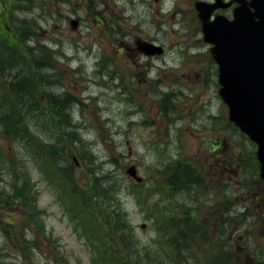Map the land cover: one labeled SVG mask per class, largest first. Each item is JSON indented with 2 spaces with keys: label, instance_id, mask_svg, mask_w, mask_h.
<instances>
[{
  "label": "rangeland",
  "instance_id": "obj_1",
  "mask_svg": "<svg viewBox=\"0 0 264 264\" xmlns=\"http://www.w3.org/2000/svg\"><path fill=\"white\" fill-rule=\"evenodd\" d=\"M38 1L39 4L36 5L34 0H0L1 27L13 33L20 25L31 34L26 39L28 43L34 37L52 44L59 40L65 50L64 53L52 52L56 69L61 68L59 60H64L63 65L72 68L53 71L50 77H45L52 82L37 93L39 104L44 106L35 111L29 108L24 110L23 116H20L24 128H21L13 114L0 116V264H92V245L82 235L77 237L78 233L75 234L74 230L77 229L78 221L75 217L69 220L67 216L73 211L67 210L69 199L60 190L66 188V185L53 176L46 159L40 155L33 158L30 152L24 150L22 137L6 133V129L35 135L40 151L54 139L62 147L66 144L67 153L58 161V165L60 168L72 166L83 197L87 195L89 173L81 161L82 157L89 156L92 161L85 160V163L90 165L92 173L99 175L93 186L95 190H106L99 201L93 200L97 213L102 218L106 214L117 212V209L125 213V222L130 226L131 233H122L123 238L132 243V246L139 247L147 241L158 240V234L154 223L140 210L136 195L142 193L144 199L141 202H147L153 211L158 210V193L162 191L165 176L168 177V170L164 173L166 167L163 165L177 158L190 160L197 144L211 143L218 132H221L222 118L225 116L226 119L227 108L218 96L217 84L208 82V86H203L196 82L202 73L179 70L178 67L173 73L168 68L165 75L168 83L166 90L173 93L176 101L172 105L175 108L173 113L167 115L172 123L158 114L156 104L142 105L137 100L129 101L131 95L127 89L135 83L129 79L128 74H124L126 64L118 63V57L113 55L112 45H106L97 25L82 20L83 23L71 31L66 21L57 16L56 11H73L71 6L74 3H69L70 7L63 5L47 10L40 7L42 0ZM79 14H83V10ZM148 20L147 16H134L133 26H123L124 33L131 37L140 35L149 29V25L145 23ZM170 27L172 25H168V36L175 32ZM24 50L28 53L23 50H19V53L26 54L24 60L28 70L36 73L31 66V49ZM99 55L107 59L112 57L113 64L108 69L96 66ZM171 65L174 66L172 63ZM116 67L124 75L125 81L112 77L110 70ZM76 68L80 70L73 71ZM39 72V75L44 76L48 71L40 69ZM13 80L12 77L6 78V81ZM171 81L174 85L184 84V87L171 86ZM2 82L4 80L0 82V97ZM46 91L60 102H65H62L64 108L60 112L53 107L55 103L47 106ZM12 101L15 100L12 98ZM0 106L7 111L3 102ZM18 110L22 111L20 108ZM56 115L57 118H52ZM208 116L217 119L213 131L202 129L207 126ZM66 119L68 122H63ZM61 132L64 136L67 132L72 133V141L64 140L65 137L60 136ZM228 133L230 145L238 147L242 144L247 150H252L249 142L242 139L233 128ZM72 156L81 165H76ZM130 165H134L137 175L143 178V183L136 189L125 174ZM22 171L29 180V184L25 186L13 180L17 174L22 175ZM247 179L236 182L232 178L231 208L238 209L246 205L243 214L246 218L247 236L260 243L263 240L264 216L258 212L264 186ZM16 183V187L22 188L24 192H31L25 196L24 202L31 196L28 206L34 210L35 217L32 219L29 215H24L20 203L8 196ZM57 183H60V189ZM75 189L76 194H81L77 186ZM254 193L259 194L257 200H254ZM235 223L240 222L234 221ZM112 238L109 236V240ZM262 247L264 248V243ZM162 264L169 263L162 261Z\"/></svg>",
  "mask_w": 264,
  "mask_h": 264
},
{
  "label": "flooded vegetation",
  "instance_id": "obj_2",
  "mask_svg": "<svg viewBox=\"0 0 264 264\" xmlns=\"http://www.w3.org/2000/svg\"><path fill=\"white\" fill-rule=\"evenodd\" d=\"M34 3L38 5L39 1L34 0ZM42 3L40 7L47 10L74 3L71 6L73 11L65 10L62 13L57 10V16L69 25L74 21L78 26L83 23L82 20L97 25L106 45H112L113 55L118 57V63L126 64L124 74H128L129 79L135 83L127 89L131 95L129 101L137 100L142 105L166 102L168 83L165 75L168 68L170 73L177 67L179 70L202 73L196 82L203 86H208V82H217V66L212 60L210 46L203 41L202 21L196 11L197 5L209 6L215 0H42ZM237 5V0H220L219 7L212 12L210 20L216 15L231 19ZM80 10H83V14H79ZM134 16L149 17L145 22L149 29L131 37L124 33L123 26H133ZM49 19L55 21L53 18ZM168 25H172L169 29L175 31L171 36L167 34ZM58 41L55 40L56 43ZM58 46L63 45L58 42ZM63 50L65 49L39 54V46L35 44L33 53L36 66L48 72L70 70L72 66H64V60H59L61 68L56 69L52 52L64 53ZM103 61V57L99 55L95 65L101 67ZM111 62L113 64V58ZM113 72V78L125 81L118 67ZM209 74L212 75L209 77ZM175 75L178 76L177 73ZM169 84L184 87V84L174 85L172 81ZM159 115L162 116L161 112ZM207 119V126L202 129L213 131L214 116H208ZM228 123L225 121L223 126L228 128ZM228 131L218 132L209 144L195 146L191 159L185 162L190 169L191 188L184 187L172 193L173 187L164 179L163 190L159 194V212L164 216L162 229L165 240L160 247L154 241L146 243L148 252L152 253V249H156L160 263L264 264V228L263 240L255 242L251 236H247L246 218L243 214L246 205L238 209L231 208L232 178L239 182L238 179L245 173L248 174V171L242 167L246 162L239 161L246 148L230 145ZM181 160L177 158L171 161L175 164L178 176L188 173V168L181 164ZM249 165L254 176H258L259 165L256 159L250 160ZM164 167L166 173L168 168ZM258 197L255 193V200ZM258 214L264 216L263 203L259 206ZM172 218L175 219L173 226L167 224ZM234 221L240 223L235 225Z\"/></svg>",
  "mask_w": 264,
  "mask_h": 264
},
{
  "label": "trees",
  "instance_id": "obj_3",
  "mask_svg": "<svg viewBox=\"0 0 264 264\" xmlns=\"http://www.w3.org/2000/svg\"><path fill=\"white\" fill-rule=\"evenodd\" d=\"M29 36H31V34L20 25L13 33H11L10 30L1 27L0 23V82L4 80V82L1 83L3 87L1 89L2 94L0 97V105L3 102L7 108V111H4L3 107L0 106V116H4V114H13L17 117L21 128H24L20 117L23 116L24 110L29 108V110L35 111L44 106V104H39L40 102L37 99V93L43 90L45 86H49L52 82L45 78L48 74H44L43 76L41 74L39 75L36 71V73L29 71L24 60L26 54L19 53V50L28 53L24 49H30V46H28L25 41ZM11 77L14 78L13 81H6V78ZM45 93L48 94L47 91ZM12 98L15 100L14 102L12 101ZM45 101L47 106H51L52 103H55L53 104V107H56L58 112L64 108L62 104L64 101L62 100V102H60L56 97L50 94H48ZM18 108L22 109V111L18 110ZM57 117V115L52 116L54 119ZM231 128L234 129L232 125ZM6 133L21 136L22 142H20L24 145V150L26 149L30 152L33 158L34 156L40 155L42 158L46 159L47 162H49V169H52L51 173L53 176L57 177L64 186L66 185V188L60 189V183L56 184L61 192L65 193V196L69 199L67 210L73 211L71 215H77L76 217L82 220L84 226H89L91 228L88 232L90 237L89 240L92 241L95 239L97 241V245L92 246L94 254L92 264H151L146 260L145 250L142 245L134 247V245L132 246V243L126 242L123 238L122 233H131L130 226L125 222V213H122L117 209V212L104 215V217H106L104 221V217L102 218V215L97 213L94 201H99V197L105 195L104 192L106 190L105 188H96L97 190H95L93 184H95L97 176L99 175L92 173L90 165L85 163V160L92 161L89 156L82 157L81 161L89 173L87 175V180L89 179V183L87 184V195L83 197V194L81 193L82 191L80 190L77 181H75L76 176L72 172V166H63L60 168L58 165V161L64 158L67 153L66 150L68 149V146L66 144L62 147L61 144L54 139L52 143L48 144V146L40 151L35 135L31 136L24 131L16 132L9 128L6 129ZM61 133L60 136L65 137L64 140L69 142L72 141V133L67 132L65 136L64 133ZM11 138L14 139L13 136ZM40 170L42 172V167H40ZM176 170L177 169L173 168L169 179L173 180L172 182L176 186L179 185V188L189 187L191 185L189 181L191 179L189 174L190 169L188 168V173L182 176H178ZM22 175L17 174L16 177H13V180L16 182L19 181L21 182L20 184L25 186L26 184H29L28 176L23 171ZM17 184L18 183L12 187V192L8 196L17 201L21 200L23 203L22 211L32 219V217H35L34 210L32 207L29 208L28 206V201L31 196H29L27 202H24L26 199L25 196L31 192H24L22 188L16 187ZM75 186H77L79 189L78 191L81 194L78 195V193H75ZM97 207H100L98 203ZM79 212H81V214ZM113 215H116V219L113 218ZM109 236H112L113 238L109 240Z\"/></svg>",
  "mask_w": 264,
  "mask_h": 264
},
{
  "label": "water",
  "instance_id": "obj_4",
  "mask_svg": "<svg viewBox=\"0 0 264 264\" xmlns=\"http://www.w3.org/2000/svg\"><path fill=\"white\" fill-rule=\"evenodd\" d=\"M198 10L201 19L207 20L205 7ZM203 33L204 41L213 45L211 54L218 65V94L229 120L256 144L264 180V0L239 6L230 21L216 17L204 23ZM126 173L140 182L134 167Z\"/></svg>",
  "mask_w": 264,
  "mask_h": 264
}]
</instances>
